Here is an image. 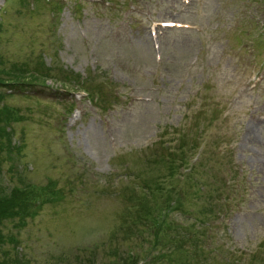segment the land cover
Instances as JSON below:
<instances>
[{
    "label": "rangeland",
    "instance_id": "1",
    "mask_svg": "<svg viewBox=\"0 0 264 264\" xmlns=\"http://www.w3.org/2000/svg\"><path fill=\"white\" fill-rule=\"evenodd\" d=\"M1 68L0 264H264V0H0Z\"/></svg>",
    "mask_w": 264,
    "mask_h": 264
},
{
    "label": "trees",
    "instance_id": "2",
    "mask_svg": "<svg viewBox=\"0 0 264 264\" xmlns=\"http://www.w3.org/2000/svg\"><path fill=\"white\" fill-rule=\"evenodd\" d=\"M18 82H20V85H31V84H34L36 81H32L30 74L27 72L19 74L17 76L14 72H12L11 69H7V68H1L0 69V91H2V92H0V102L1 103H2L3 99L5 98V96L7 95L6 92L4 91V88L6 90V88H8V87H10V88L16 87L15 83H18ZM36 84L37 83H35V85ZM153 157L155 159L157 156L154 155ZM173 160H174V157L172 158V161H169V166L167 167V171H168L167 174H169V176H172V178H174L173 174H174L175 169H176V167L174 165H172ZM150 162H151V160H150ZM152 162H153V160H152ZM190 169H188V171ZM185 175L188 177L189 180L192 178L190 175V172H186ZM146 178H148V179L142 183V186L145 188L144 190H146V191H144V193H146L147 195L143 194V197L144 198H150L154 201V203L152 205H154L155 214H154V218H151V215L149 213L148 215L143 216L141 219L143 221H145L146 219H149L151 221V223L148 227L154 228L156 241L161 242V244H160L162 247L161 249L165 253L163 255L165 257V263H167L166 253L168 250H172V249H177V250L184 249L185 250V253H184L185 257L184 258L188 261L189 258H191V251H190V249L188 251V247H187L186 243H189L193 249L197 250L196 246L198 247V244L199 243L201 244V241L198 238H196V231H195L194 226L197 227L198 223H201V224H204V223H202L200 221H196V216L193 217L191 215H189L187 217L192 218V221H188L190 223L184 224V227H178V225L173 224L174 221L171 220L170 218L168 220H166V218L164 217V212L166 214H168V212L170 210L171 211H174V210L180 211L184 208L182 207V205L177 207L179 199L177 196L178 201L176 200V197L174 196V192L172 190H169V195L167 197H165L163 201L159 202V200H157V203H156L154 200L155 191L153 189H156V188L161 189V187H159V182L157 181V175L146 176ZM222 184L227 185V187H228V188L226 187L227 191H229V189L231 188L230 186L232 185V183L229 179L222 182ZM218 189L221 190L220 184L218 186ZM220 197H223L226 199L230 198V196L226 195V197H225V196H221L218 194V197L214 196L211 198V200H208L206 205H211L213 207V209H215L214 205H215V207L218 208V206L220 205V199H219ZM173 199H175V201L172 203ZM212 199H218V201L216 203H213ZM137 204L140 206H146V207H147V205H149L147 202L143 201V199L139 200L137 202ZM206 205H205V207H206ZM21 206H22V203L18 201L16 208L19 209V207L21 208ZM205 207H204L203 213H206L208 211L207 209H205ZM158 210H162L163 212H160ZM208 212L212 213L213 211L209 210ZM143 223L145 225H147L146 222H143ZM205 232H207V229H206V231H205V229H200L197 231V233H199V234L205 233ZM170 234H174L175 237L170 236ZM164 235L169 236V238H168L169 241L167 242V245H165L163 243V241H164L163 236ZM0 241H1V237H0ZM113 253L115 256L108 260L110 262V264H136L138 262V259L135 256L133 257L132 255H130L127 251H124L123 253L113 251ZM17 259L18 258L14 259L15 264H22L21 262L19 263V261ZM87 263L88 264H96L95 260L93 258L88 260ZM99 264H107V263L103 261ZM184 264H186V263H184Z\"/></svg>",
    "mask_w": 264,
    "mask_h": 264
}]
</instances>
